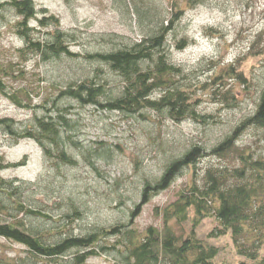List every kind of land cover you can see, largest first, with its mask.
<instances>
[{
    "label": "rangeland",
    "instance_id": "1",
    "mask_svg": "<svg viewBox=\"0 0 264 264\" xmlns=\"http://www.w3.org/2000/svg\"><path fill=\"white\" fill-rule=\"evenodd\" d=\"M11 0H0V70L11 68L18 79L5 77L8 92L25 90L26 103L33 107L46 105L48 109L23 110L16 107L0 92V120L10 119L15 123L27 125L34 118L56 117L53 110L60 89L70 83L94 79L105 81L113 93L122 91V79L110 67L83 58H62L42 62L29 56L23 60L19 50L24 41L17 34L15 23L21 21L16 12L5 6ZM139 0H33L42 19L43 11L47 16L60 19V29L75 36L70 43L73 53L87 55L91 53H109L131 47L144 39L153 28L149 21H142L137 15L134 2ZM146 6L158 8L162 18H170L166 10L168 1L144 0ZM185 12L176 22L168 36L167 49L170 62L182 70L177 78L181 84L199 87L208 82L216 70L230 66L235 60L243 59V72L250 82L249 87L229 81V88L238 95L237 105L232 109L225 101L216 102L212 95L197 91L201 99L197 112L211 117L209 124L186 121L181 124L164 115L148 111L141 115L130 116L120 112H110L93 106L81 105L76 100L62 99L56 105L65 108L67 118L75 125L72 135L78 149L69 150L77 159V166L61 165L55 158L44 155L42 147L33 140L15 143L10 136L0 132V158L5 164H20V168L0 171V177L7 181H23L28 184L21 197L28 205L44 208L54 217L52 227L60 226L64 234L84 235L98 228L128 224L130 214L141 204L142 191L146 182H156L163 175L171 160L182 157L197 146L206 149V157L191 169H185L173 185L154 196L141 207L134 220V226L140 233L150 227L163 228L162 218L156 210H163L173 203L177 193L184 190L193 180L204 187L205 174L212 168L232 169L240 162L234 155L225 158L210 155L214 147L232 135L238 127L254 116L264 91V0H179ZM189 5V6H188ZM141 6V5H139ZM36 31L33 38L43 39L46 32L56 28L41 30L37 20L30 22ZM253 46L255 50L253 51ZM253 51V52H252ZM254 53H261L251 57ZM215 63V68L213 65ZM98 78V79H96ZM161 94L153 97L159 98ZM105 100V99H104ZM103 100V101H104ZM237 148L249 149L255 158L264 157V129L247 126L238 136ZM105 157L99 159L95 154L90 158L92 164L84 158L87 151L96 150ZM74 200L81 209L82 216L75 222L61 221L69 202ZM35 204V205H33ZM12 210V209H11ZM10 210V211H11ZM8 212H0V223L11 222ZM18 216V213L11 211ZM10 214V215H11ZM18 219L25 222L44 224L30 220L24 215ZM187 231L189 224L185 225ZM218 225L213 219H207L197 230L198 236L208 239V234ZM110 238L104 245L115 244ZM209 242L220 247L217 263L230 264L242 260L237 256L232 236L210 239ZM24 247L0 238V260L3 258L24 257ZM120 260L116 252L100 258H90L87 264H117Z\"/></svg>",
    "mask_w": 264,
    "mask_h": 264
},
{
    "label": "trees",
    "instance_id": "2",
    "mask_svg": "<svg viewBox=\"0 0 264 264\" xmlns=\"http://www.w3.org/2000/svg\"><path fill=\"white\" fill-rule=\"evenodd\" d=\"M164 1H168L166 10L170 13V18H162L163 13L158 8L146 6L144 0L138 1L141 6L134 2L137 15L141 16L143 22L149 21L153 26L144 39L131 47L84 56L72 52L70 43L75 41V36L60 29L58 17L47 16V12L43 11L45 16L39 19L33 0L7 2L5 6L10 7L21 18V21L15 23L17 34L24 41L23 49L18 52L21 59L34 56L48 63L62 58H83L88 62L103 63L121 77L123 86L119 95H113L105 81L102 83L87 79L80 83H70L66 88L60 89L55 108L47 111L49 114L56 112V117L51 114L37 117L27 125L17 124L10 119L0 120V132L10 136L15 143L33 140L42 147L44 155L49 159L55 158L61 165L74 167L78 162L70 155L69 150L78 149L79 144L72 135L75 125L67 118L68 110L56 105L62 99H72L84 106L95 105L102 110L130 116L145 117V112L152 111L178 124L191 120L199 124L210 123L208 119L211 117L197 112L201 101L196 95L197 91L202 90L212 95L216 102L225 101L233 109L237 105L238 95L230 88L226 90L229 81H235L241 87L250 86L246 73L242 70L243 59L239 58L230 66L217 69L209 81L200 87L182 85L177 80L182 75V70L170 62L167 39L185 9L179 0ZM190 2L193 4V0H188L186 4ZM35 19L41 30L50 27L56 29L46 32L43 39L35 40L32 36L36 30L30 27V22ZM254 48L256 47L253 46V51ZM257 55L261 53H252L250 56ZM211 64H214V69L215 63ZM22 74L23 72L15 76L11 68L0 70V92L20 109H46V105L33 107L26 103L28 94L25 90L8 92L4 78L18 79L17 76L22 78ZM158 93L161 94L158 99L153 97ZM258 104L254 116L214 147L210 154L219 158L232 154L240 162L239 166L225 170H207L204 187L193 180L177 193L173 203L163 210H156L157 216L163 221L162 229L150 227L140 233L134 226V220L143 205L169 189L185 169L195 167L209 155L206 149L194 146L182 157L171 160L160 179L154 183L146 182L141 193V204L130 214L131 221L128 224H118L109 229L98 228L81 236L58 232L57 229L60 231L61 227H52L51 223L55 224V221L51 213L22 200L27 183L7 181L0 177V212H8L11 218L10 223H0V238L24 247L25 255L13 259L3 258L0 264H87L90 258H100L110 252L119 255L117 264H218L221 249L212 245L209 240L229 235L236 246L237 256L242 258L241 261L230 264H264V157L255 158L249 149L237 148L238 136L247 126L264 129V91ZM87 152L83 155L90 164L93 154L101 160L105 157L98 149L94 153ZM3 160L0 158V171L20 168L28 159L25 158L17 165L5 164ZM67 207V211L59 217L60 222H75L80 219L82 212L74 200ZM10 210L18 213V216L11 214ZM20 215L45 222L42 225L31 223L28 226L23 219H18ZM207 219H213L218 227L208 234L206 240L198 236L197 230ZM186 224L191 226L189 231ZM110 238L116 240L115 244L104 245Z\"/></svg>",
    "mask_w": 264,
    "mask_h": 264
}]
</instances>
